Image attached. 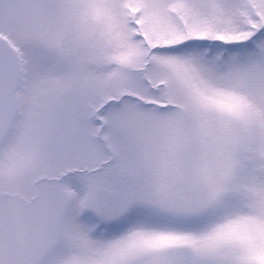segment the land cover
<instances>
[{
	"label": "snow or ice",
	"instance_id": "obj_1",
	"mask_svg": "<svg viewBox=\"0 0 264 264\" xmlns=\"http://www.w3.org/2000/svg\"><path fill=\"white\" fill-rule=\"evenodd\" d=\"M0 264H264V0H0Z\"/></svg>",
	"mask_w": 264,
	"mask_h": 264
}]
</instances>
